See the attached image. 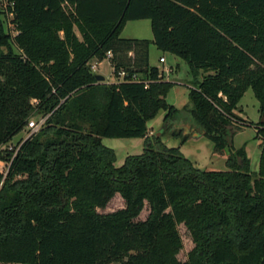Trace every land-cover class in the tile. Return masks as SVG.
<instances>
[{
	"label": "trees",
	"instance_id": "trees-1",
	"mask_svg": "<svg viewBox=\"0 0 264 264\" xmlns=\"http://www.w3.org/2000/svg\"><path fill=\"white\" fill-rule=\"evenodd\" d=\"M139 19L151 20L153 39L122 38ZM151 43L194 77L207 72L190 114L228 169H201L157 134L149 140L160 109L168 129L180 114ZM93 58L128 76L98 81ZM249 88L264 117V0H0V264H264L263 117L257 171L231 130ZM39 115L40 131L10 150ZM103 137L145 138L144 151L115 166ZM116 193L124 207L101 212ZM181 223L195 243L184 261Z\"/></svg>",
	"mask_w": 264,
	"mask_h": 264
},
{
	"label": "rangeland",
	"instance_id": "rangeland-1",
	"mask_svg": "<svg viewBox=\"0 0 264 264\" xmlns=\"http://www.w3.org/2000/svg\"><path fill=\"white\" fill-rule=\"evenodd\" d=\"M13 16L11 14L2 13L1 20L4 23L5 30L16 34L17 30L12 23ZM77 30V29H76ZM122 38H142L153 39V31L151 28L150 19L130 20L125 25L122 33ZM161 56L166 58V62L160 61ZM150 63L153 65H159L160 70L163 71L165 77L174 82V86L167 95V101L180 110L179 117L172 123V126L167 127L171 122H165L164 118L166 110L160 109L157 114L148 122V138L152 142H155L156 134H160L162 141L169 147H180L183 154L189 158L195 166L201 169L207 170H226L227 154L224 152H217L214 148V143L208 136L203 134V131L198 127L190 114V91L197 85L196 80H201L207 72L200 71L197 77H194L191 73L190 66L184 59L174 55L171 52H164L157 48L154 43L150 45ZM89 64H97V59H91ZM97 72L105 76L104 83L112 84L117 82V77L113 73V66L110 58H106L97 64ZM235 118L231 130L234 134L233 143L236 148L246 144V151L251 160V170L257 171L259 167L260 155H261V140L256 137L257 127L259 121L263 117L260 112V104L256 98L253 89L249 88L240 102L237 108L233 111ZM42 115L35 116L33 119L38 121ZM242 120H240V119ZM177 121V123H175ZM181 125V128L178 127ZM43 127V126H42ZM41 127V128H42ZM195 129H192V128ZM40 128V129H41ZM36 131L38 133L40 131ZM173 130L178 131L177 135L171 134ZM187 131V133H185ZM32 130L26 127L23 131L17 134L11 142L6 146L16 147L20 139L26 138L31 134ZM198 133L196 137L195 134ZM34 134V133H33ZM187 137L183 141L184 137ZM45 140V139H44ZM102 142L104 145L114 149L116 154L115 166H121L124 164L127 156L133 154H141L145 147V138L142 137H127V138H114L103 137ZM5 147V146H4ZM2 146V148H4ZM228 152V149L226 150ZM7 165L0 160V171H6ZM125 205L124 199L119 193L109 201L107 206L103 209H99L101 212H111ZM149 214V205L146 204L140 218L145 219ZM182 240L183 247L178 254L181 260H186L188 253L193 249L195 243L193 238L186 228L181 223L178 226ZM111 264H118L113 262Z\"/></svg>",
	"mask_w": 264,
	"mask_h": 264
},
{
	"label": "built area",
	"instance_id": "built-area-1",
	"mask_svg": "<svg viewBox=\"0 0 264 264\" xmlns=\"http://www.w3.org/2000/svg\"><path fill=\"white\" fill-rule=\"evenodd\" d=\"M112 56V53L109 51L108 52V57H111ZM160 61L161 62H165L166 61V58L164 56H161L160 58ZM92 69L97 72V65L96 64H92L91 65ZM128 76V73L125 71V70H120L118 72V79L119 80H124L126 77ZM132 80H139V76L137 74H133L131 76ZM48 118V115H42L41 118L38 120V121H35L33 118L29 121L28 123V128H30L32 130L31 134L29 136H31L33 133H35L36 131H38L43 125L44 123L46 122V119ZM28 136V137H29ZM27 138V137H26ZM19 146L17 147H10L9 149L10 150H18Z\"/></svg>",
	"mask_w": 264,
	"mask_h": 264
},
{
	"label": "water",
	"instance_id": "water-1",
	"mask_svg": "<svg viewBox=\"0 0 264 264\" xmlns=\"http://www.w3.org/2000/svg\"><path fill=\"white\" fill-rule=\"evenodd\" d=\"M96 78H97V80L100 81V82H104V81H105V76L102 75V74L97 73V74H96ZM262 120L264 121V117H263ZM185 133H187V131H186ZM157 135L159 136L160 134H157ZM195 136L197 137V136H198V133H196Z\"/></svg>",
	"mask_w": 264,
	"mask_h": 264
},
{
	"label": "crops",
	"instance_id": "crops-1",
	"mask_svg": "<svg viewBox=\"0 0 264 264\" xmlns=\"http://www.w3.org/2000/svg\"><path fill=\"white\" fill-rule=\"evenodd\" d=\"M139 39H140V38H139ZM141 39H142V38H141ZM93 59H96V58H93ZM149 59H150V53H149ZM100 62H101V61H98V60H97V64H98V65L100 64ZM165 62H166V61H165ZM162 63H164V62H162ZM97 64H96V65H97ZM150 64L153 65L152 63H150ZM154 66H158V67L160 68L159 65H154ZM105 80H106V79H105ZM190 128H192V127H190ZM192 129H195V128H192ZM195 131H196V129H195Z\"/></svg>",
	"mask_w": 264,
	"mask_h": 264
},
{
	"label": "flooded vegetation",
	"instance_id": "flooded-vegetation-1",
	"mask_svg": "<svg viewBox=\"0 0 264 264\" xmlns=\"http://www.w3.org/2000/svg\"><path fill=\"white\" fill-rule=\"evenodd\" d=\"M175 123H177V121H176ZM178 127H180V128H181V125H179Z\"/></svg>",
	"mask_w": 264,
	"mask_h": 264
}]
</instances>
